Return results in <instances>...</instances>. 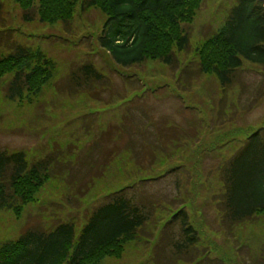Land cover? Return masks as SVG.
Masks as SVG:
<instances>
[{
	"label": "rangeland",
	"instance_id": "1",
	"mask_svg": "<svg viewBox=\"0 0 264 264\" xmlns=\"http://www.w3.org/2000/svg\"><path fill=\"white\" fill-rule=\"evenodd\" d=\"M234 4L195 3L192 20L181 23L188 46L175 48L173 64L121 67L100 45L107 16L99 8L78 2L69 21H43L37 0L28 10L0 0V56L21 44L55 63L39 92L19 100L5 98L10 75L0 78V149L22 151L29 163L47 158L51 167L18 214L0 211V248L28 228L47 231L59 222L73 221L78 233L109 194L143 180L136 201L153 218L99 264H264V213L227 231L219 210L222 166L243 144V130L264 125V68L244 63L225 90L214 74L199 71L197 48ZM84 63L100 82L82 86ZM171 167L177 172L168 174ZM179 206L199 238L181 255L173 246L181 230L167 225Z\"/></svg>",
	"mask_w": 264,
	"mask_h": 264
},
{
	"label": "trees",
	"instance_id": "2",
	"mask_svg": "<svg viewBox=\"0 0 264 264\" xmlns=\"http://www.w3.org/2000/svg\"><path fill=\"white\" fill-rule=\"evenodd\" d=\"M15 1L28 10L35 0ZM199 1L37 0V9L43 21L67 22L78 2L83 10L97 7L107 16L100 45L117 65L129 67L147 60L171 65L175 48L182 51L188 46L189 38L181 23L192 20V6ZM7 48L9 53L0 56V78L10 75L5 98L14 101L25 93L35 95L52 77L55 63L21 44ZM197 53L202 54L199 71L214 74L224 90L232 85L244 63L264 68V1L235 0L225 24L202 41ZM77 72L82 86L102 80L90 63L81 65ZM243 132V144L221 168L223 192L219 210L221 224L227 231L264 213V125ZM234 137L225 136L222 141ZM49 167L47 158L29 163L22 151L0 149V211L18 214L48 179ZM176 167L169 168L168 174L176 173ZM158 176H151L149 182ZM143 182L109 194L106 201L91 210L79 233L73 221L59 222L47 231L28 228L0 248V264H99L101 259L116 255L123 240L153 218L151 207L136 201V197L140 198L137 193L143 191ZM175 211L167 225H177L181 230L173 245L181 255L195 246L199 238L185 207L179 206Z\"/></svg>",
	"mask_w": 264,
	"mask_h": 264
}]
</instances>
